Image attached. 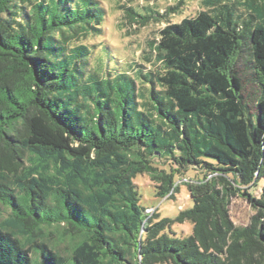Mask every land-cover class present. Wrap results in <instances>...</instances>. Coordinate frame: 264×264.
I'll list each match as a JSON object with an SVG mask.
<instances>
[{"label":"trees","instance_id":"16d2710c","mask_svg":"<svg viewBox=\"0 0 264 264\" xmlns=\"http://www.w3.org/2000/svg\"><path fill=\"white\" fill-rule=\"evenodd\" d=\"M186 1L122 7L146 26ZM202 3L150 42V69L105 72L77 44L102 34L101 0H0V264H264V187L244 192L249 224L230 211L264 177V0ZM190 168L204 174L187 182L193 207L156 220L135 177L166 197Z\"/></svg>","mask_w":264,"mask_h":264},{"label":"rangeland","instance_id":"374dc122","mask_svg":"<svg viewBox=\"0 0 264 264\" xmlns=\"http://www.w3.org/2000/svg\"><path fill=\"white\" fill-rule=\"evenodd\" d=\"M102 5L107 11L105 22L102 26V34L98 36H88L77 44L84 43L91 46L94 50L89 59V67L98 65L101 58L110 60L109 65L104 67L108 72L116 68L118 70L130 69V64H144L145 69H150L151 65L144 59L150 50V42L160 39V31L171 23H179L186 17H195L200 11L204 10L202 0H187L181 11L171 12L168 19L160 21H151L146 26H140L133 23L125 17V5L133 6L140 12H144L143 5L153 6L161 14H166L168 7L174 6V0H101ZM105 66V61H104ZM158 169H166L169 172L171 168L164 162L154 160ZM158 170L155 173H160ZM204 174L200 169L190 168L183 175L175 172V185L172 192L166 197L157 195L156 184L158 179H154L152 173L145 172L138 174L134 182L140 193L141 205L150 212L152 216L157 214L156 220L164 218L176 219L182 210L193 207L194 201L188 190L187 182H195L203 179ZM264 187V177L260 179L257 185L252 188H241V193L232 197L230 211L235 224L245 226L249 224L251 217L256 213L249 200L244 195L245 191L254 192L260 196ZM8 217V209L0 205V218ZM49 230V229H48ZM53 232V240L62 252L71 255L70 239H65L61 229L50 228ZM169 230V229H168ZM177 237H187L193 231V224L190 221H174L171 229Z\"/></svg>","mask_w":264,"mask_h":264}]
</instances>
